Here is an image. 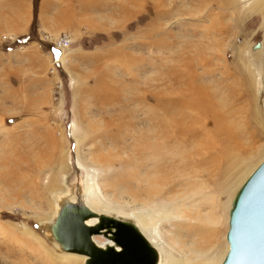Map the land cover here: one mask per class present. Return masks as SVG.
I'll use <instances>...</instances> for the list:
<instances>
[{
  "label": "rangeland",
  "instance_id": "rangeland-1",
  "mask_svg": "<svg viewBox=\"0 0 264 264\" xmlns=\"http://www.w3.org/2000/svg\"><path fill=\"white\" fill-rule=\"evenodd\" d=\"M31 20L32 0H0V264H58L65 202L145 219L167 252L192 210L226 253L230 202L264 161V0H39L29 36ZM176 107L189 139L155 146L151 118L166 130Z\"/></svg>",
  "mask_w": 264,
  "mask_h": 264
},
{
  "label": "water",
  "instance_id": "water-1",
  "mask_svg": "<svg viewBox=\"0 0 264 264\" xmlns=\"http://www.w3.org/2000/svg\"><path fill=\"white\" fill-rule=\"evenodd\" d=\"M91 218L98 222L88 224ZM50 229L64 251L87 255L86 264L160 262V252L135 223L97 213L83 202H65ZM97 236L114 245L99 246ZM227 240L230 248L222 264H264V161L234 197Z\"/></svg>",
  "mask_w": 264,
  "mask_h": 264
},
{
  "label": "bare ground",
  "instance_id": "bare-ground-1",
  "mask_svg": "<svg viewBox=\"0 0 264 264\" xmlns=\"http://www.w3.org/2000/svg\"><path fill=\"white\" fill-rule=\"evenodd\" d=\"M244 1L246 2L247 0H244ZM169 116L172 117V118H170L171 122L169 123V127L166 130H162V131H160L159 129L165 125L163 122L164 118H157V117L151 118L152 127L153 128H156L157 126L159 127V129L153 131L151 133L152 135L150 136L151 139H155V141H157L155 143V146H157V147L162 145L163 143L171 144L172 139L175 135H176V137H179L180 141H185L186 139H189L191 130L186 123L185 115L184 114L180 115V111L176 107L174 109V112ZM178 117H181L182 120L177 119ZM194 135H196L195 132H194ZM174 140H175V138H174ZM230 143H233V142H230ZM231 149L232 148H230V145L228 144L227 147L219 150V152L217 153V156L218 157L221 156V158L225 159L226 157L231 155ZM201 151H202L201 147H200V149L196 150V152H201ZM209 158H211L212 160H215V157L213 156V154H210ZM202 161L206 162V160H201L200 162H202ZM63 165H65V164L63 163ZM199 165H201V164L199 163ZM203 167L204 168L202 170L208 171L207 172L208 176H211V178H212L214 176L212 174L214 172V170H210V169L214 168V166L203 165ZM10 172H12V171H8V174ZM191 173H192V171H191ZM13 174L15 175V173H13ZM14 179L16 180L17 178H14ZM151 181H153V180H149V182H151ZM17 182H18V180H17ZM154 193H155V190H148L147 191V195H151ZM222 194L223 193H217V196L222 195ZM235 195H234V197H235ZM234 197L232 198L230 205H229V226H230V209L232 207ZM85 204L87 206H89L91 209L95 210L92 206H90L89 203H85ZM192 205H196V203H192ZM60 210H61V207L57 213V216H58ZM212 210L215 213L217 212L216 207H214ZM192 212L195 213V211H192V210H185V209L182 210L181 209L180 213L177 215L179 217V220H181V222L194 220L195 224H193V225L182 224L181 226L178 224V227L181 229V231L179 232V234L176 233V237L179 238V241H177V244H173V242H172V247H171L169 252L166 251V248L164 246L165 243H164V245L162 244L163 236L158 231L157 228L148 229V232H149L148 233V232H145V230H144L145 226H148V223L145 219H142L144 221L145 225L141 224L140 221L133 222L139 227V229L144 233V235L150 240V242L160 252L159 264H222V262L224 261L225 256H226L227 252L229 251L230 245H229V247H227L228 249L226 250V253L222 252L217 256H212L211 252L214 248L213 245L215 244V241H213L212 235L207 240V243L202 239V237L204 236L203 234L205 232L204 225H202V223L199 221L198 213L191 214ZM105 215H107V214H105ZM111 217H113V216H111ZM89 220L87 223L90 225H93V224L98 222V218L89 219ZM211 221L213 222L212 219H211ZM185 232H187V233L192 232V235L189 237H192L191 239L193 242L189 239L183 238L182 235ZM52 237L55 239V237L53 236V233H52ZM196 237H198V239H195ZM94 239H95V242L101 247H105L106 245H114V242L107 239V238L104 242H99L97 237H95ZM55 241H56V239H55ZM160 241H162V242L160 243ZM56 243H57V246L62 248V246L59 242L56 241ZM58 259L59 260L53 258L52 260L58 264H86L89 257L87 255L68 253L67 252L65 254L63 253V255L60 256ZM50 264H51V262H50Z\"/></svg>",
  "mask_w": 264,
  "mask_h": 264
},
{
  "label": "trees",
  "instance_id": "trees-1",
  "mask_svg": "<svg viewBox=\"0 0 264 264\" xmlns=\"http://www.w3.org/2000/svg\"><path fill=\"white\" fill-rule=\"evenodd\" d=\"M34 22L32 24V27L30 29V34L29 36L33 33L34 30L37 29V24H38V9H39V0H34Z\"/></svg>",
  "mask_w": 264,
  "mask_h": 264
},
{
  "label": "built area",
  "instance_id": "built-area-1",
  "mask_svg": "<svg viewBox=\"0 0 264 264\" xmlns=\"http://www.w3.org/2000/svg\"><path fill=\"white\" fill-rule=\"evenodd\" d=\"M69 44H70V40L67 39V36L59 41V46L60 47H66Z\"/></svg>",
  "mask_w": 264,
  "mask_h": 264
},
{
  "label": "crops",
  "instance_id": "crops-1",
  "mask_svg": "<svg viewBox=\"0 0 264 264\" xmlns=\"http://www.w3.org/2000/svg\"><path fill=\"white\" fill-rule=\"evenodd\" d=\"M33 2H34V0H32V20H31V23H30V25H29V30L31 29V27H32V24H33V20H34V4H33Z\"/></svg>",
  "mask_w": 264,
  "mask_h": 264
}]
</instances>
